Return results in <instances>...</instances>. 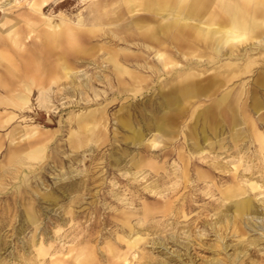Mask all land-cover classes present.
Returning <instances> with one entry per match:
<instances>
[{
	"label": "rangeland",
	"instance_id": "374dc122",
	"mask_svg": "<svg viewBox=\"0 0 264 264\" xmlns=\"http://www.w3.org/2000/svg\"><path fill=\"white\" fill-rule=\"evenodd\" d=\"M173 14L0 0V264H264V35Z\"/></svg>",
	"mask_w": 264,
	"mask_h": 264
},
{
	"label": "bare ground",
	"instance_id": "6f19581e",
	"mask_svg": "<svg viewBox=\"0 0 264 264\" xmlns=\"http://www.w3.org/2000/svg\"><path fill=\"white\" fill-rule=\"evenodd\" d=\"M139 2L146 10L154 5L158 8L168 5L169 9H172L173 15L179 19L171 20L170 23L173 26L179 23L197 21L196 24L189 26L190 29H196L202 26L201 23L204 21L205 25L203 26L214 29L207 36L206 44L212 43L216 48L233 44V40L237 37L249 38L259 43L263 42L260 38L264 35V0H191L185 16H181L180 11L185 6L186 0H139ZM54 29L59 31L60 28L54 27ZM77 40L79 39L75 37L70 29L62 28L58 35L51 38V44L59 48L60 57H65L76 52ZM33 62V57H30L24 70L29 71V66ZM21 101L28 105L27 100L24 98ZM49 104L46 98H40L37 101L38 107L47 111L50 108Z\"/></svg>",
	"mask_w": 264,
	"mask_h": 264
}]
</instances>
